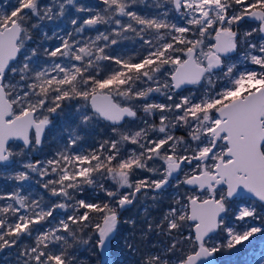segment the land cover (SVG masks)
I'll use <instances>...</instances> for the list:
<instances>
[{
    "label": "snow or ice",
    "instance_id": "snow-or-ice-1",
    "mask_svg": "<svg viewBox=\"0 0 264 264\" xmlns=\"http://www.w3.org/2000/svg\"><path fill=\"white\" fill-rule=\"evenodd\" d=\"M0 179L12 264L264 236V0H0Z\"/></svg>",
    "mask_w": 264,
    "mask_h": 264
},
{
    "label": "rangeland",
    "instance_id": "rangeland-1",
    "mask_svg": "<svg viewBox=\"0 0 264 264\" xmlns=\"http://www.w3.org/2000/svg\"><path fill=\"white\" fill-rule=\"evenodd\" d=\"M149 2H151V0L147 1V3ZM91 35H95V33L92 32ZM177 134L179 135L180 132H178ZM238 206L239 205H237V207ZM226 219L230 220L233 227L236 226L234 218L231 217V215L229 217H226ZM248 222L259 226V221H248ZM223 253L224 252H219L218 255L221 256ZM2 258H4V256H1L0 260H2ZM215 258L218 260L219 264H264V236L257 234L256 239H254L250 244L248 242H245L244 247L241 248L238 246V249L232 252V255L228 259H223L221 261V258H218L217 255ZM0 264H4V263L0 262ZM116 264H125V263L124 261L122 260L120 261V259H118Z\"/></svg>",
    "mask_w": 264,
    "mask_h": 264
},
{
    "label": "trees",
    "instance_id": "trees-1",
    "mask_svg": "<svg viewBox=\"0 0 264 264\" xmlns=\"http://www.w3.org/2000/svg\"><path fill=\"white\" fill-rule=\"evenodd\" d=\"M147 1L148 0H145V3H147ZM80 2L84 3L85 5L89 7H96L97 4L99 3V0H80ZM101 30H103V28H101ZM91 33H85V35H91ZM91 143H92V139L88 138L86 141L85 147H87V145ZM37 158H40V157H37ZM11 183H12L11 181H8V184H11ZM0 185H1L0 191H2L5 187V182L3 181V179H0ZM81 255L86 256L87 252L85 250H82ZM216 255L218 256V258H221V261H222L223 259H228L232 255V252L231 253L224 252L221 256L218 255V253L214 254L215 257ZM1 256H4V258H2L0 262H3L4 264H12L14 257L8 251H0V258ZM118 259H120V261L121 260L124 261V263L126 264V258L123 253H120L115 257L116 262L118 261Z\"/></svg>",
    "mask_w": 264,
    "mask_h": 264
},
{
    "label": "water",
    "instance_id": "water-1",
    "mask_svg": "<svg viewBox=\"0 0 264 264\" xmlns=\"http://www.w3.org/2000/svg\"><path fill=\"white\" fill-rule=\"evenodd\" d=\"M213 259L215 260V264H219L218 260L215 257H213Z\"/></svg>",
    "mask_w": 264,
    "mask_h": 264
}]
</instances>
